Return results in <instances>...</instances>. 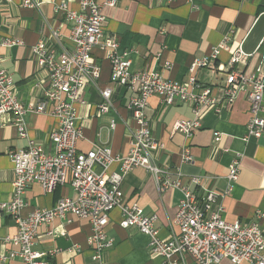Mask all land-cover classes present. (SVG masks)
I'll use <instances>...</instances> for the list:
<instances>
[{"label":"crops","instance_id":"obj_1","mask_svg":"<svg viewBox=\"0 0 264 264\" xmlns=\"http://www.w3.org/2000/svg\"><path fill=\"white\" fill-rule=\"evenodd\" d=\"M25 0H0V68L13 81L16 98L24 108L43 100L48 86L45 71L35 62L31 48L40 40L47 41L56 51L59 46L51 40L58 32L65 49H71V25L65 22L62 5L79 12L80 0H31L37 6L29 8ZM106 0H94L103 4ZM105 36L118 43V54L130 53L129 70L132 73L153 71L166 80L189 87L190 67L194 62L211 61L212 49L222 43L225 47L212 60L213 65L225 68L212 71L198 68L193 72L199 89L209 88L219 109L205 108L199 119L200 128L193 136L173 131L177 120L195 119L192 106L176 101L164 105L160 98L150 97L145 117L150 132L160 145L153 153L154 164L179 183L178 188H168L160 193L153 176L141 167L124 176L121 184V205L136 204L145 215H155V228L160 239H169L178 233L174 226L181 189L189 190L200 203L208 192L217 193L216 203L210 212L222 211L226 222L255 224L264 238V132L259 138L247 136L250 105L245 93L228 105L224 97L226 75L232 54L239 50L244 61L233 69L248 77L256 70L264 72V0H178L172 4L157 0H117L114 7L103 5ZM3 42L11 43L9 46ZM91 63L100 68L97 84L88 83L81 91L80 102L75 105L77 126L82 139L77 143L81 152L90 151L95 145L107 147L113 157L126 156L130 150L131 131L134 123L127 103L132 93L110 83V63L105 51L95 47ZM111 89L112 107L108 114L100 115L97 107L102 103L100 90ZM264 105V97H263ZM24 124L27 139L20 138L12 115L0 116V203L12 197L14 174L9 154L27 148L28 139L52 152L49 134L56 128L53 117L26 113ZM110 120L115 121L113 130ZM184 151L190 162L182 159ZM239 156V177L228 195L224 193L229 166ZM120 165L113 162L107 174L117 173ZM97 172H101L97 169ZM198 179V184L192 180ZM69 184L46 193L35 184L23 196L21 217L36 210H50L59 199L73 197ZM106 235L112 246L104 252L105 264H162V259L149 253V238L136 228L119 227L121 214L118 208L109 213ZM17 232L12 217L0 212V264H21L18 259H8L16 247L6 242ZM52 233V234H49ZM90 224L72 215L53 219L37 229L33 250L43 254L44 264H92V251L87 238ZM79 247L76 253L73 247ZM4 259V260H2ZM183 264H194L186 258ZM221 264H231L223 260ZM241 264H248L243 262Z\"/></svg>","mask_w":264,"mask_h":264},{"label":"built area","instance_id":"obj_2","mask_svg":"<svg viewBox=\"0 0 264 264\" xmlns=\"http://www.w3.org/2000/svg\"><path fill=\"white\" fill-rule=\"evenodd\" d=\"M166 1L169 5L178 0ZM189 3L191 0H182ZM117 0H106L103 4L94 0H80L79 12L60 7L65 12V22L71 25V49H65L63 39L58 32L51 33V40L58 46H53L40 40L31 48L37 67L46 72L47 89L43 100L37 105L24 108L16 98L13 81L10 75L0 68V116L12 115L20 138L27 139L24 124L26 113L47 115L56 119V128L49 134L52 152H46L34 141L28 139V146L20 152H12L9 159L12 164L14 180L12 197L6 203H0V212L12 217L16 223V234L6 239V242L16 247L8 259H18L21 264H44L43 254L35 252L33 246L37 229L47 225L53 219L72 215L87 220L90 224V235L87 238L88 248L92 251V264H105L104 252L112 246V240L106 235L109 223V213L118 208L121 214L119 227L122 229L136 228L149 238V253L162 259V264H183L190 258L194 264H221L223 260L231 264H264V238L257 225L229 223L222 219V211L210 212L219 195L208 192L200 203L189 190L181 189V199L173 221L178 233L169 239H160L155 228L157 217L145 215L136 204L121 205V184L124 176L136 167H141L150 173L160 193L168 188H178V181L171 180L169 175L160 170L153 162V153L160 145L153 138L145 117V109L150 97L160 98V101L171 106L176 101L192 106L195 119L177 120L173 131L184 134L187 138L193 136L200 128L199 119L205 108L219 112L212 99L209 88H201L199 94L193 90L199 89L195 84L193 72L198 68H210L212 71H223L213 65L212 60L225 47L222 43L212 49L211 61L194 62L190 67L189 87L169 81L153 71L132 73L129 70L130 53L118 54V43L115 39L104 35V17L101 15L103 5L114 7ZM24 5L35 8L31 0H25ZM11 43L3 42L9 46ZM95 47L105 51L110 63L109 81L113 85L129 90L132 95L128 99L127 109L134 123L131 131L132 142L129 153L121 158L113 157L107 147L95 145L88 152H79L77 143L82 139V130L77 126L75 105L80 102L82 89L88 84H97L100 68L91 63V53ZM245 55L235 51L229 59V72L224 84V97L231 105L238 95L245 93L250 105V119L247 124V136L259 138L264 132V72L256 70L246 77L233 69L244 61ZM102 103L97 107L100 115L110 111L112 91L108 87L100 90ZM115 121L110 120L109 129L113 130ZM182 159L190 162L191 157L184 151ZM239 156L237 155L229 166V176L223 195L230 193L239 177ZM118 162L117 173L107 174L108 166ZM100 169L101 172H97ZM193 183L198 184L194 178ZM39 185L46 193H52L57 187L69 184L73 197L59 199L50 210H36L21 217L24 207L23 196L28 187ZM52 234V233H49ZM80 252L75 246L71 252ZM4 260V259H2Z\"/></svg>","mask_w":264,"mask_h":264}]
</instances>
